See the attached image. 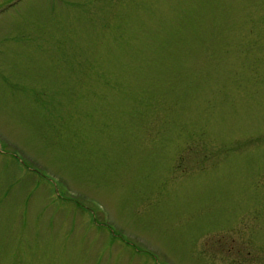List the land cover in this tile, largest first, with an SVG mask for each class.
Segmentation results:
<instances>
[{
  "label": "rangeland",
  "instance_id": "rangeland-1",
  "mask_svg": "<svg viewBox=\"0 0 264 264\" xmlns=\"http://www.w3.org/2000/svg\"><path fill=\"white\" fill-rule=\"evenodd\" d=\"M15 1L0 264H264V0Z\"/></svg>",
  "mask_w": 264,
  "mask_h": 264
},
{
  "label": "trees",
  "instance_id": "trees-1",
  "mask_svg": "<svg viewBox=\"0 0 264 264\" xmlns=\"http://www.w3.org/2000/svg\"><path fill=\"white\" fill-rule=\"evenodd\" d=\"M180 25L182 24V23H179Z\"/></svg>",
  "mask_w": 264,
  "mask_h": 264
},
{
  "label": "bare ground",
  "instance_id": "bare-ground-1",
  "mask_svg": "<svg viewBox=\"0 0 264 264\" xmlns=\"http://www.w3.org/2000/svg\"><path fill=\"white\" fill-rule=\"evenodd\" d=\"M1 18V17H0Z\"/></svg>",
  "mask_w": 264,
  "mask_h": 264
}]
</instances>
